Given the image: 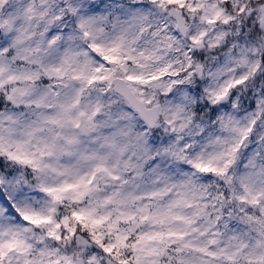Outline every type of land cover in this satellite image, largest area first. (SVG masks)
<instances>
[{
	"label": "clouds",
	"instance_id": "obj_1",
	"mask_svg": "<svg viewBox=\"0 0 264 264\" xmlns=\"http://www.w3.org/2000/svg\"><path fill=\"white\" fill-rule=\"evenodd\" d=\"M0 264H264V0H0Z\"/></svg>",
	"mask_w": 264,
	"mask_h": 264
}]
</instances>
